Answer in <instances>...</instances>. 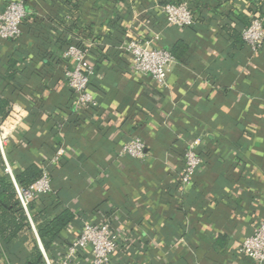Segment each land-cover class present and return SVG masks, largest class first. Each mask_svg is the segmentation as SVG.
<instances>
[{"label":"crops","instance_id":"1","mask_svg":"<svg viewBox=\"0 0 264 264\" xmlns=\"http://www.w3.org/2000/svg\"><path fill=\"white\" fill-rule=\"evenodd\" d=\"M171 1L183 0H26L21 36L0 40V84L28 86L22 99L33 108L7 160L13 171L25 160L42 170L64 147L54 189L78 222L84 214L109 219L127 234L113 264H259L237 247L264 217V47L253 54L225 27L264 17V0H188L196 20L187 28L167 24L161 7ZM132 39L169 50L183 43L166 86L134 71L125 49ZM67 41L91 45L96 67L98 104L73 127L62 119L76 97L60 75ZM135 135L146 144L143 161L120 155ZM195 141L211 158L182 191L177 174ZM0 264H17L1 244Z\"/></svg>","mask_w":264,"mask_h":264},{"label":"built area","instance_id":"2","mask_svg":"<svg viewBox=\"0 0 264 264\" xmlns=\"http://www.w3.org/2000/svg\"><path fill=\"white\" fill-rule=\"evenodd\" d=\"M161 9L169 26L187 28L195 23V13L188 0L168 2ZM27 15L26 0H9L0 12V40L10 41L19 38L22 34V23ZM242 38L250 52L253 54L261 52L264 47V17L255 15L250 24L242 30ZM91 48V45L87 44L83 46L72 44L61 54L62 77L75 93L74 110L77 112L98 104L91 88V81L96 73ZM125 49L131 56V64L137 74L150 76L161 87L167 85L168 74L176 62V57L170 50L140 39L130 40ZM29 115V109L22 101L13 104L9 115L0 123V153L5 170L13 179L18 197L37 234L29 204L39 195L55 192L52 168L60 163L66 154V149L58 147L53 157L49 161H44L41 176L29 186L20 187L7 160L6 151L9 142ZM62 119L64 122L68 120L66 115H62ZM196 144L198 141L191 143L185 150L183 165L177 174V181L182 191L193 186L198 171L206 163L204 155L198 151ZM145 148L143 138L135 135L121 147L120 155L143 161ZM76 229V233L69 237L68 243L59 251L56 258L50 257L38 238L46 264H113V259L121 248V241L123 243L124 240H128L127 234L115 230L109 219L98 222L92 215L81 218ZM70 232H74L72 226L69 227L68 234ZM180 240H186V235ZM237 252L241 256L264 264V217L257 223L253 233L243 238L237 247Z\"/></svg>","mask_w":264,"mask_h":264},{"label":"trees","instance_id":"3","mask_svg":"<svg viewBox=\"0 0 264 264\" xmlns=\"http://www.w3.org/2000/svg\"><path fill=\"white\" fill-rule=\"evenodd\" d=\"M190 4L194 11V6L191 2ZM28 18L29 16L27 15L22 23V28L25 22H27ZM76 24L77 21L71 20L69 21L68 26L72 27ZM249 24L250 22H246V25L239 30L227 25L225 27V31L234 40V43L242 44L243 46L247 47L242 38V30ZM30 26L31 28L34 26L36 30H39L40 28L38 27L39 25L32 22ZM17 39L10 40L8 42H17ZM72 44L76 43L67 41L62 44L63 46L60 48L61 50H65ZM76 45L82 46L79 43ZM182 46V42H177L170 49L176 59L180 57V49ZM17 65L18 60L15 57L10 58L8 71L6 75H4L6 80L15 81L14 77L16 74ZM61 67L60 75H62ZM32 75L34 76L32 73L29 74L30 77ZM25 78L26 80H30V78ZM27 90L28 86L26 85L16 84L15 86H11L7 84H0V123H2L9 115L13 104L16 101H22L24 104H26L22 97L26 92H28ZM27 107L30 114H33V108H31L29 105H27ZM64 109L68 115V120L65 122L68 126L73 127L79 126V124L82 123L83 118L89 116V111H92L93 107L85 109L81 112L75 111L74 107L71 105L65 106ZM17 155H21L20 151ZM203 155L206 161L211 158L208 154H206V156L205 154ZM24 162V168L22 170L19 169L14 171L15 180L22 188H25L33 183L41 176L42 173L40 167L34 162L27 160ZM2 163L3 159L0 153V244L3 247L5 255L8 256V259L11 263L46 264L45 258L37 242V236L32 228L31 221L18 197L15 183L11 176L6 172L5 166L3 168ZM36 205L39 206L40 210L35 215H32V211ZM29 211L36 226L37 235L40 238L45 250L49 253L51 258H56L59 251H61L62 248L68 243L69 227L79 225L78 223H80L81 220L78 222V218L76 217L74 211L71 208L64 206L63 202L59 198V193L57 190H55V192L52 194L39 195L29 204ZM84 216L87 215L84 214ZM84 216L82 215V217Z\"/></svg>","mask_w":264,"mask_h":264}]
</instances>
